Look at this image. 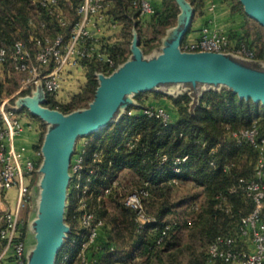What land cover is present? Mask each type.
I'll list each match as a JSON object with an SVG mask.
<instances>
[{
	"label": "trees",
	"instance_id": "1",
	"mask_svg": "<svg viewBox=\"0 0 264 264\" xmlns=\"http://www.w3.org/2000/svg\"><path fill=\"white\" fill-rule=\"evenodd\" d=\"M113 7L109 14L122 24V33L126 35L125 43H131L132 33L139 32L140 44L145 52L157 47L165 31L174 26L181 13L177 0H164V8L151 14L149 26L152 33H145L144 38L140 27V9L133 6L134 0H112ZM194 6L196 12H202L209 7L208 0H187ZM229 2V17L225 21V30L230 40L234 38L237 45L245 43L255 51L252 59H243L240 64L246 68L264 72V28L250 18L244 11L240 0H226ZM5 7L0 14V45H11L20 39L15 37V22L26 26L23 35L29 39L31 28L35 23H30L26 17L24 0H0ZM79 0H75L77 6ZM76 10V7H75ZM205 10V11H206ZM225 10V9H223ZM13 12H16L15 15ZM210 12V11H209ZM43 20L46 29L53 25L57 32H62L67 41L73 25L79 20L78 16L62 27L55 18L44 11ZM243 15V25L240 31L238 17ZM239 15V16H238ZM238 23V27L234 25ZM208 25V24H207ZM12 27V30H10ZM66 30L65 33L62 30ZM27 31V33H26ZM69 33V35H66ZM42 33H36L41 36ZM32 37V36H31ZM30 37V39H31ZM236 45V46H237ZM106 56L113 58L116 69L131 57L130 51L123 45H101L99 49ZM77 69H83L86 82L80 86L79 91L70 97L67 102L56 99L62 88L55 92H46L44 104L51 109H58L63 113H71L81 101H86L87 108L95 97L99 86L98 73L107 71V64L97 58L84 59L75 68L68 67L64 77L70 76ZM111 74V73H110ZM67 75V76H66ZM187 86L178 93H169L162 87ZM28 90V89H27ZM22 91L21 96L30 95L29 91ZM146 92H141L134 97L138 103L127 106L122 112L115 115V120L101 130L92 133L91 137L85 136L86 141L82 146L87 158L82 171V186H88L85 192L78 191L75 179L70 182L67 195L65 222L70 231L65 238L63 247L58 253L56 264H78L77 253L79 248L76 241L85 232L80 226L79 217L82 212V202L95 211L97 216L105 221L94 246L89 250L90 256L96 258L93 264H230L222 260L209 261L208 248L218 236H234L238 242L239 225L242 217L251 212L253 203L241 188L236 193H230L232 187L240 184L241 178H249L254 174L257 157L256 150L249 144L238 145L232 138V131L247 129L257 121L260 133L264 135V104L256 103L252 99L246 100L239 97L227 86H212L205 83H167L152 90L154 97H166L174 105L175 110L162 107L171 116L167 125L161 117L150 116L144 113L145 109L152 108L143 100ZM19 95V96H20ZM12 99L11 101H14ZM83 109V108H82ZM26 110V109H25ZM19 111H24L20 110ZM28 113L35 118L39 117ZM42 122V133L39 143L35 146L36 170L27 174L33 179L40 174L39 169L43 157L41 148L48 131V123ZM138 138L130 149L126 146L127 140ZM77 145V144H76ZM78 146V145H77ZM80 147H77L78 150ZM76 148V153L79 152ZM102 150L100 160H94L93 154ZM40 153V154H38ZM168 156L163 162L162 157ZM188 155L187 162L181 164L182 171H173V159L177 156ZM214 161V166L210 164ZM128 170L138 180L133 189L122 196L120 175ZM93 171V172H92ZM88 178L91 181L88 182ZM176 178L177 182H173ZM181 179L192 181L193 186L200 188L205 195L206 204L194 221L168 220L166 216L173 212L170 202V189L176 186ZM112 180L116 184L111 187L108 195L98 198L101 189L110 185ZM28 183V182H27ZM30 187V184H28ZM144 187L148 189L149 196L145 199L146 211L156 218V222L146 225L143 231H138L137 214L125 205V198L130 192ZM222 193L228 198L230 210L226 211L218 206L217 196ZM122 197V202L117 210L109 212L106 207L107 200L116 201ZM159 203L156 212L150 206ZM193 211H198V202L191 205ZM170 225L166 237L160 242L162 228ZM186 227L191 229L189 240L182 245V238L178 231ZM17 240H24L29 244V230L27 223L19 227ZM242 243V242H241ZM240 246L241 247V244ZM35 244V243H34ZM32 245V247L34 246ZM174 248H177L175 253ZM69 255L66 261V256ZM10 259L15 260L13 253H8ZM165 256V257H164ZM187 261L184 263L183 259Z\"/></svg>",
	"mask_w": 264,
	"mask_h": 264
},
{
	"label": "built area",
	"instance_id": "2",
	"mask_svg": "<svg viewBox=\"0 0 264 264\" xmlns=\"http://www.w3.org/2000/svg\"><path fill=\"white\" fill-rule=\"evenodd\" d=\"M63 1L68 0H34L39 8L37 12L38 26L44 32L41 36L33 35L31 37L33 49L23 39H18L11 45L5 43L0 45V66L11 60L18 71L28 75L23 80L21 90L43 85L46 92L55 93L62 88L64 71L68 67H77L84 59L97 58L105 61L107 71L99 72V74L109 75L116 70L113 58L106 56L94 45L90 29V24L94 19H104L111 5L110 0H79L76 6V15L79 20L73 25L67 41L62 32L49 35L46 29L47 25L43 20L44 11H46L62 27L67 26L69 21L61 6ZM133 6L140 9L141 15L154 12L152 4L148 0H134ZM208 10L212 13L217 10L214 1L210 3ZM30 23L34 24V20L30 19ZM180 48L186 52L231 54L242 59L255 57V51L245 43L231 48V40L226 30L211 23L202 29L201 36L197 41L182 42ZM48 68L49 70L44 72ZM19 93L13 97L16 98ZM13 97L0 101V200L13 187L18 188L20 199L14 212H2L0 209V242L3 244L0 261L11 252L18 264H26L28 259L26 255L27 243L16 238L19 236L20 225L24 223L20 216V209L30 194L26 175L36 170V160L25 158L22 150L15 145V138L24 130V124L18 114V100L15 99L16 102L13 105L10 103L14 99ZM144 113L161 117L165 125L171 122L170 114L162 107L145 109ZM231 136L238 145L249 144L257 153L253 176L247 179L241 178L240 184L230 190V193H236L241 188L253 203L251 212L242 217L239 225L241 239L251 240L253 249L239 247L238 240L234 236H218L208 248L209 261L222 260L230 264H264V135L260 133L257 121H255L250 128L232 131ZM137 140L138 138L127 140L126 146L131 149ZM76 148L70 164L71 181L75 179L77 190L85 192L88 186H82L81 180L87 158L84 146L79 150L77 148L79 151L77 153ZM101 155L102 150L96 151L93 154L94 160H100ZM188 159V155L175 157L173 171L181 172V164L187 162ZM167 160L168 156L162 157L163 162ZM210 164L214 166V161H211ZM90 181L91 178H88V182ZM173 182L176 183L177 179L174 178ZM115 184L116 180H112L110 185L103 187L98 198L108 195L111 187ZM149 194L148 189L141 187L130 192L124 201L125 205L137 214L136 221L139 232L143 231L146 225L156 222V218L146 211L145 199ZM217 200L221 209L230 210V204H228L225 194L220 193ZM80 208L82 212L79 222L85 232L76 241L79 248L78 264H93L96 262V258L90 256L89 250L95 245L105 221L98 217L86 202H82ZM169 229V224L162 228L159 242L167 236ZM68 258L69 255L66 256V261Z\"/></svg>",
	"mask_w": 264,
	"mask_h": 264
},
{
	"label": "water",
	"instance_id": "3",
	"mask_svg": "<svg viewBox=\"0 0 264 264\" xmlns=\"http://www.w3.org/2000/svg\"><path fill=\"white\" fill-rule=\"evenodd\" d=\"M177 2L181 8L179 26L165 40L162 51L147 58L140 47L138 32L134 31L131 57L111 74H98L99 86L87 108L64 115L43 107L46 98L39 94L20 97L17 102L19 109L27 108L50 124L41 148L40 198L33 225L35 244L26 264H56L70 231L65 212L77 140L106 127L119 110L136 105L134 95L167 83L200 82L227 86L242 99L264 104V72L244 67L231 54L181 50L194 9L187 0ZM240 2L245 13L264 28V0Z\"/></svg>",
	"mask_w": 264,
	"mask_h": 264
},
{
	"label": "crops",
	"instance_id": "4",
	"mask_svg": "<svg viewBox=\"0 0 264 264\" xmlns=\"http://www.w3.org/2000/svg\"><path fill=\"white\" fill-rule=\"evenodd\" d=\"M150 3H153L156 10H162L164 8V0H148ZM215 2L217 5V10L215 12H209L205 8L202 12H196L194 6L191 4L194 9V16L191 23V26L186 33L183 42L193 43L197 41L201 36L202 29L208 24L211 23L214 26L225 28L226 20L229 17L228 7L229 2L226 0H208L210 5L211 2ZM110 9L113 7V1L110 0ZM109 9V11H110ZM225 9V10H223ZM206 10V11H205ZM109 11L106 12L104 19L92 21L90 24V29L93 34V42L97 49L101 48V45L108 43L109 45H123L126 46L129 50L132 48L130 45L125 43L126 35L122 33V24L119 21H116L112 15L109 14ZM153 13V12H152ZM148 13L145 15H140L141 23L140 27L142 30V35L144 38V34L152 33L153 28H151L148 24L151 21V14ZM181 14V13H180ZM239 16V15H238ZM180 17V15H179ZM179 17L174 26L168 28L165 31V34L160 38L157 47L153 50L152 53L159 54L163 47L165 46V40L169 38L170 35H174L175 29L179 26ZM244 17L240 14V18L238 17V23L240 22V31L242 29ZM238 23L234 25L235 28L238 27ZM237 43L234 38H231V48L236 47ZM142 48V45L140 44ZM49 70L45 69L44 72ZM86 82V76L83 69H77L74 71V74L69 76L68 79L64 77L63 88L56 95V99L62 102H67L70 100V97L79 91L81 85ZM32 91L30 93L31 96L33 94H39L40 97L46 98V91L43 85L31 86ZM135 98V97H134ZM146 105H149L153 108L166 107L168 110H173L174 105L169 101L166 97L156 98L154 97L152 91H148L142 97ZM138 103L137 99L135 98ZM175 110V109H174ZM18 114L24 124V130L18 134L15 138V145L18 149L22 150L23 156L25 158H32L35 156V146L39 143L41 139L42 133V122L40 119L33 117L27 111H19ZM81 143L82 145L84 144ZM42 155V153H41ZM40 172V169H39ZM41 175V172L40 174ZM39 175L35 178L28 179V184H30V194L28 200H26L21 209L20 216L28 225L29 230V244L26 250V255L29 257L32 245L35 243V234H34V221L36 219L38 213L39 206V198H40V180ZM19 191L17 187H13L8 190L3 196L2 200H0V209L2 212H14L19 205ZM242 242V243H241ZM239 239L238 245L242 244V248L253 249V245L251 240L249 239ZM3 244L0 242V254L2 253ZM90 254V253H89ZM0 264H18L16 260H12L9 258L8 254L2 258Z\"/></svg>",
	"mask_w": 264,
	"mask_h": 264
},
{
	"label": "rangeland",
	"instance_id": "5",
	"mask_svg": "<svg viewBox=\"0 0 264 264\" xmlns=\"http://www.w3.org/2000/svg\"><path fill=\"white\" fill-rule=\"evenodd\" d=\"M74 2H75V0H68V1H63L61 3V6H62L64 13H65L69 22L72 21L76 17V10H75L76 6H75ZM24 4L26 5V9H25L24 13H26L25 15H26L27 19L28 20L33 19L34 23H35V26L33 28H31L30 31H28L30 34V37L33 35H36V33L44 32L38 26L39 17L37 15V12L39 11V8H38L37 4L34 2V0H24ZM109 9H108V11H109ZM4 11H5V7H3L0 3V14H3ZM13 13L15 15L16 12H13ZM15 24H16V26H15L16 30L13 29L14 30L13 33H14L15 37L23 39L27 43V45L29 47H32V49H33V43L31 42L30 37H29V39H27L23 35V32H25V30L27 29L26 26L22 25V23H18V22H15ZM49 27H50L49 31H48L49 35H53L57 32V29L53 25H50ZM10 30H12V27H10ZM62 31L65 33L66 30L64 29ZM26 33H27V31H26ZM66 35H69V33H66ZM134 36L135 35L133 32L132 37H131V43H130L131 47L133 45ZM138 37H139V42H140L139 32H138ZM0 42H1V39H0ZM153 50H150L149 52H145L142 49L144 55L147 58H151L156 54V53H152ZM129 51H130V54H132V48ZM235 59L238 62L243 60L242 58H240L238 56L235 57ZM71 75H72V73H70V76ZM27 76L28 75L26 73L18 71L15 68L14 63L11 60H9L6 64L1 65L0 66V101L5 99V98H11V97L15 96L17 93H19V91L22 89L21 87L23 85V80L25 78H27ZM66 79H68V77H66ZM185 87H187V86L179 85L176 87L171 86L168 88L162 87V89L169 92V93H176L177 94L178 91L184 89ZM27 89H23V90H21V92L27 90L31 93L32 88L29 87ZM21 92L15 98L16 100H18V103H19L20 97H22L20 95ZM15 102L16 101L14 100V101H11L10 103L13 105V104H15ZM85 104H87V102L85 100L79 102V104L76 106V108L73 109V111L71 113L82 110V108L84 109ZM42 106L45 108H49L45 104H42ZM23 109H24V111L30 112V110L27 108H20V110H23ZM49 109H51V108H49ZM56 110H58V109H56ZM71 113H67V114L63 113V114L68 115ZM37 117H39V116H37ZM39 118L41 120H43L41 117H39ZM48 125H49L48 126V128H49L50 124L48 123ZM86 136H88V135H86ZM89 136L91 137L90 139H92V137H93L92 134H90ZM86 139H88V138H85V136L78 138V140H77L78 146L76 145V147L82 146L81 143H83V141H86ZM41 177H42V175H39V180H41ZM120 181H121V184L125 187V189H121V195L120 196H122V197L124 194L131 191L133 189V187L138 182L137 178L128 170H125L120 175ZM122 197H120V199H117L116 201H113V202L111 200H107V202H106L107 210L109 212L116 211L118 205L122 202ZM169 198H170L171 204L173 205V212L168 214L166 216V219H168V220L169 219L170 220H175V219L180 220L181 223H183L184 220L194 221L198 217L201 209H203L204 205L206 204L205 195L202 193V190L200 188L194 187L192 181H190L188 179H181L180 182L176 186L172 187L170 189ZM193 202H198V204L200 206V209L198 211H193V209H191V205L193 204ZM158 206H159L158 201L157 202L155 201L153 203V205L150 206L151 211L156 212ZM191 231L192 230L189 228L182 227V229L177 232L178 235L182 238V245L187 243V241L189 240V234L191 233ZM173 251L176 253L177 248H174V250H172V252ZM183 261H184V263L187 261L186 257H184ZM130 264H134V263L131 262ZM153 264H159V263L155 262Z\"/></svg>",
	"mask_w": 264,
	"mask_h": 264
}]
</instances>
